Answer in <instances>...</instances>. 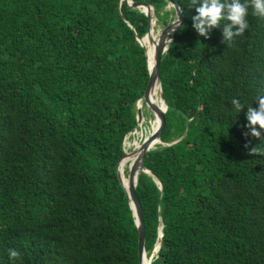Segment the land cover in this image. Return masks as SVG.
Instances as JSON below:
<instances>
[{
  "label": "trees",
  "instance_id": "16d2710c",
  "mask_svg": "<svg viewBox=\"0 0 264 264\" xmlns=\"http://www.w3.org/2000/svg\"><path fill=\"white\" fill-rule=\"evenodd\" d=\"M133 1L163 25L175 14L168 0ZM173 1L184 21L160 63V139L176 142L145 154L162 190L144 172L136 185L147 256L161 241L150 264H264V132L245 135L264 94V17L250 5L249 28L222 43L227 21L205 39L199 5ZM147 30L123 0H0V264H139L116 169L138 133Z\"/></svg>",
  "mask_w": 264,
  "mask_h": 264
},
{
  "label": "water",
  "instance_id": "95a60500",
  "mask_svg": "<svg viewBox=\"0 0 264 264\" xmlns=\"http://www.w3.org/2000/svg\"><path fill=\"white\" fill-rule=\"evenodd\" d=\"M123 1L128 6L140 10L148 18V30H147V32L142 37L136 38L137 41L139 42V44L145 50V55H146V60H147V68H148V74H149L147 86L145 88L143 97L140 98L136 102L137 125L139 124L140 120L142 119V111H141L140 106H139V104H140L139 102H142V100L144 101L145 106L151 111L152 115H154L158 118L159 125H158L157 129L154 131V133L152 135H150V137H147L146 139L143 140L142 147L140 149V153H139L137 159L132 164L131 169H129L128 182L126 184L123 183V181H122V178L120 175V170H119V165H120V162L122 161V159L126 156V152L124 150V142H125V139L127 138V135L124 137V140H123L124 154L122 155V157L118 161L116 170H117L118 179H119L121 185L123 186V188L126 191V194L128 196L129 204H130V207L132 209V214L134 217V222H135V225H136L137 231H138L139 264H150L154 258L155 253L158 252L160 249L161 241H159L155 244V246H154L150 256H148V260H147L146 259L147 258L146 257L147 251L145 249V227H144V221H143V212H142V206H141L140 200H139L137 193H136V185H137V181H138V175L141 172H144V173L151 175L153 177L154 181L156 182V184L158 185V188L160 190H162V182L160 181V179L154 173H152L149 169L144 167L145 154L148 150L155 147V146H153L154 143L162 144V145H169V144L176 142V140H175V141H172L170 143H165V142H162L160 139V135H161V133L164 129V125H165V112L167 110V104L164 100V97L162 94V89H161L160 63H161L162 55L169 48V47H167V49L165 48L166 38H168L170 36L171 41H173L176 31L180 28V26L182 25V23L184 21V16H183V12L180 11V9H181L180 5L177 2H174L173 0H168L167 7L169 6L170 8L171 7L174 8L175 19H173V21H171L170 23L164 24L163 28L161 29L158 40L156 41L154 53L152 55V63L150 65L149 61H148V52L145 49L143 39H144V37L150 35V33L152 31V25L155 24V22H156L154 9L150 4H147L144 2H134L133 0H123ZM119 5H120V3H119ZM141 7H146L147 10L141 9ZM177 17H178V20H177ZM176 20H177V22H176ZM129 25L131 26L130 23H129ZM156 84L158 85V88H159V97H160L159 101H160L161 105L154 103L152 101V97H151L152 89L155 87ZM162 227H163V225L161 224L158 228V236L160 238H162V236H163Z\"/></svg>",
  "mask_w": 264,
  "mask_h": 264
},
{
  "label": "clouds",
  "instance_id": "9594fccd",
  "mask_svg": "<svg viewBox=\"0 0 264 264\" xmlns=\"http://www.w3.org/2000/svg\"><path fill=\"white\" fill-rule=\"evenodd\" d=\"M199 5L195 7L196 15L192 16V27L196 32L208 39V33L211 29L219 27L221 21H227L223 27V40L222 43L231 41L236 36H242L246 29L249 28V24L246 20L248 15V8L251 5L253 9V15L264 17V0H191V5ZM180 11H183L180 9ZM178 20V17H177ZM176 20V22H177ZM172 45L170 36L165 40V48ZM231 104L239 111L241 108L246 107L241 104L238 99H232ZM255 104L247 106L246 120L248 123L245 125L250 129V134L254 138H261L262 132H264V94L257 95L255 97ZM257 126L259 130H257ZM248 145H245L247 148ZM261 150L252 147L248 153L250 156L260 154ZM8 256L11 260H15L20 256V253L16 249H9Z\"/></svg>",
  "mask_w": 264,
  "mask_h": 264
},
{
  "label": "bare ground",
  "instance_id": "6f19581e",
  "mask_svg": "<svg viewBox=\"0 0 264 264\" xmlns=\"http://www.w3.org/2000/svg\"><path fill=\"white\" fill-rule=\"evenodd\" d=\"M141 9L147 10L146 7H141ZM152 28H153V25H152ZM159 35H160V31L159 30L155 31V29L153 28L150 35L144 37V39H143L145 49L148 52V61H149L150 65L152 63V55L154 53L156 41L158 40ZM153 36H155V37L152 39ZM149 39H150V42H149ZM151 97H152V101L154 103L161 105L160 101H159V98H160L159 97V88H158L157 84L152 89ZM139 103H140L139 104L140 109L142 111L144 108V106L142 107L143 103L142 102H139ZM138 125L140 128L135 129V130H138V133L133 135L132 139L129 138V140L126 144V148L124 149L126 152V156L122 159V162H120L121 164L119 165L120 175H121L123 183H125V184L128 182L129 169H131L132 164L137 159V157L140 153V149L142 147L143 140L146 139L147 137H150V135H152L154 133V131L157 129V127L159 125V121H158V118L153 115L152 118L149 120L148 126L146 127V126H143V117H142V119L140 120ZM155 145H156V143L153 144V146H155ZM146 257H147L146 259L148 260L147 255H146Z\"/></svg>",
  "mask_w": 264,
  "mask_h": 264
},
{
  "label": "rangeland",
  "instance_id": "374dc122",
  "mask_svg": "<svg viewBox=\"0 0 264 264\" xmlns=\"http://www.w3.org/2000/svg\"><path fill=\"white\" fill-rule=\"evenodd\" d=\"M166 9L170 10V7L168 6V7H166ZM170 17H171V15H170ZM171 18H172L171 21H173V19H175V15H172ZM171 21H169L168 23H170ZM163 26L164 25L162 23H157L156 22V24L154 25V29H155V31H158V30L161 31ZM152 116L153 115H152L151 111L147 107H144L143 110H142L143 126H146V127L148 126L149 120L152 118ZM138 128H140L139 125H138ZM127 137L132 139L133 138L132 132L127 134Z\"/></svg>",
  "mask_w": 264,
  "mask_h": 264
}]
</instances>
